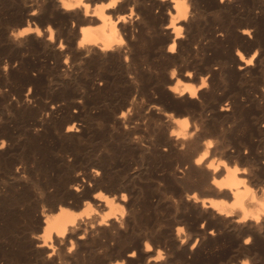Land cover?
<instances>
[{
	"label": "bare ground",
	"instance_id": "1",
	"mask_svg": "<svg viewBox=\"0 0 264 264\" xmlns=\"http://www.w3.org/2000/svg\"><path fill=\"white\" fill-rule=\"evenodd\" d=\"M0 21L32 115L22 144L0 121V264H264V0H0ZM90 113L165 159L155 190L79 153Z\"/></svg>",
	"mask_w": 264,
	"mask_h": 264
},
{
	"label": "rangeland",
	"instance_id": "2",
	"mask_svg": "<svg viewBox=\"0 0 264 264\" xmlns=\"http://www.w3.org/2000/svg\"><path fill=\"white\" fill-rule=\"evenodd\" d=\"M207 17H211V14H209V16ZM208 20L205 19L204 22H207ZM1 22V21H0ZM3 47L4 45L0 44V57L3 56ZM0 89L1 90H4L6 91L5 93L7 94V97H3V96H0V121L1 123H4V122H7L8 123V128H11V133H12V136L15 137V142H17L18 144H22L24 142L27 141V130L29 125L32 121V115L31 113L29 114V112H20L19 109L16 110V107H14L15 105H11V101L12 98L16 97L17 94L19 92H21L22 94L25 93V91H27V87H23V92L20 91V87H19V84L17 82H14V81H9L7 83L5 82H2L0 80ZM11 85V86H10ZM17 86V87H16ZM43 86V87H41ZM41 92L40 90L38 91L40 96L38 97H42L41 99H49L51 97V94L52 96H56L57 93L59 91H61L62 89L59 87V86H53L51 89H46L47 87L44 86L43 84H41ZM45 87V88H44ZM55 87V88H54ZM57 87V88H56ZM14 88V89H13ZM54 88V89H53ZM43 89V90H42ZM46 89V90H45ZM52 89L53 92L52 93ZM56 89V90H55ZM15 90L17 92H15ZM19 90V91H18ZM25 90V91H24ZM46 91V92H44ZM48 91V92H47ZM49 91H51L49 93ZM43 92V93H42ZM9 93V94H8ZM143 93L142 92L140 95H139V99L141 101H144L145 99V93H144V96H143ZM14 94V95H13ZM50 94V95H49ZM48 95V96H47ZM14 96V97H13ZM50 96V97H49ZM7 98V99H6ZM108 98V97H107ZM10 99V100H9ZM115 100V97L111 96L109 97L108 99H106L105 103L106 104H113ZM7 101V102H6ZM5 102V104H4ZM9 103V104H8ZM6 105V106H5ZM2 106H3V109H2ZM12 107V108H11ZM10 108V109H9ZM3 112V113H2ZM15 112H18L17 114ZM25 115H24V114ZM4 114V115H3ZM15 114V115H14ZM19 114V115H18ZM21 114V115H20ZM103 114V113H102ZM91 115V116H89ZM93 114H88L86 116V126H87V129H89L86 133V137H84L82 139V141L80 142L81 146H82V149L79 150V153L81 152V155H85L88 153H92V154H102L103 152L107 153V154H110L109 155V158L111 160V158L113 159L112 161V167H113V171L115 172H125V170L127 172L131 171L132 168L134 167H141L143 168V176L146 178L144 180L145 183H143V187H142V190L143 191H146L148 193H151L153 190H155L157 188V182H155L152 178L153 176H155L156 174H158L160 171L158 169V166L159 164H161L162 162L165 161L164 158L160 157L155 154L154 152H152L151 150H144V151H138L136 149H133L131 148V145L128 144L127 141L124 142V140L122 139V137L120 136V133L119 131H117L116 129H111L109 128V126L105 123H102V124H98V122L100 121L101 122V115H94ZM30 116V117H29ZM12 117V118H11ZM16 117V118H15ZM93 117V118H92ZM95 117V118H94ZM4 118V119H3ZM91 118V120H90ZM98 118V119H97ZM100 118V119H99ZM89 119V120H88ZM96 119V120H95ZM25 120V121H23ZM16 121V122H15ZM91 121V122H89ZM98 121V122H97ZM145 121V120H144ZM147 122V123H146ZM145 123H143V132L141 131L140 133H142L143 135H145V139L147 140H153V138H155V135H156V130L155 129H152V124H149L148 121H146ZM26 123V124H24ZM88 123V124H87ZM92 123V124H91ZM95 123V124H94ZM90 125L92 127H90ZM100 125V126H99ZM103 125V126H102ZM146 125V127H145ZM150 125V127L148 126ZM13 126V127H12ZM26 128H25V127ZM94 128V129H93ZM148 128V130L146 131L145 129ZM100 129V130H99ZM152 129V130H151ZM90 131V132H89ZM110 131V132H109ZM116 131V132H115ZM17 132V133H16ZM23 132V133H22ZM25 132V133H24ZM14 133V134H13ZM90 133V134H88ZM112 133V134H111ZM23 134V135H22ZM25 134V135H24ZM17 135V137H16ZM19 135V136H18ZM92 135V136H91ZM24 136V137H23ZM120 137V138H119ZM114 138V139H113ZM119 139V140H118ZM25 140V141H24ZM84 140V141H83ZM115 141V142H114ZM119 141V143H118ZM108 144V145H107ZM116 144V145H114ZM121 144V145H120ZM84 147V148H83ZM104 148L107 150L104 151ZM111 148V149H110ZM131 149V150H130ZM83 151V152H82ZM151 151V152H150ZM95 152V153H94ZM135 152V153H134ZM127 154V155H126ZM131 155V156H130ZM134 155V156H133ZM157 156V157H156ZM142 157V159L140 158ZM157 158V159H156ZM161 159L163 161H161ZM127 160V161H126ZM135 161V162H134ZM143 162V163H142ZM161 162V163H160ZM114 164V166H113ZM116 164V165H115ZM128 164V165H127ZM126 165V166H125ZM156 165V166H155ZM123 166V167H122ZM144 166V167H143ZM117 168V169H116ZM124 168V169H123ZM152 168V169H151ZM145 169V170H144ZM153 171V172H152ZM159 171V172H158ZM157 172V173H156ZM149 177V179H148ZM152 177V178H151ZM147 180V181H146ZM149 180V181H148ZM151 182V183H150ZM147 185H144L146 184ZM146 187V189H145ZM152 187V188H151ZM150 188V189H149ZM155 188V189H154ZM149 189V190H148ZM153 189V190H151ZM162 211V213H161ZM160 211V214H158L156 212V214L154 215L153 214V217H160L162 218V220L164 219H168L169 218V215L168 213L165 211V210H161ZM166 213V214H165ZM163 216V217H162ZM263 244V242H261ZM260 243V245H261ZM264 245V244H263ZM262 246V245H261ZM227 246L225 248H223L222 250H231L229 247L227 248ZM228 250V252H229ZM198 264V263H196ZM208 264H214L212 263L211 261L208 262Z\"/></svg>",
	"mask_w": 264,
	"mask_h": 264
}]
</instances>
